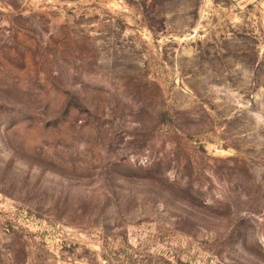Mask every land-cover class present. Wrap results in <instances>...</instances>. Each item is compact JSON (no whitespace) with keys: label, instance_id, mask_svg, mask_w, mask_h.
<instances>
[{"label":"rangeland","instance_id":"1","mask_svg":"<svg viewBox=\"0 0 264 264\" xmlns=\"http://www.w3.org/2000/svg\"><path fill=\"white\" fill-rule=\"evenodd\" d=\"M0 264H264V0H0Z\"/></svg>","mask_w":264,"mask_h":264}]
</instances>
